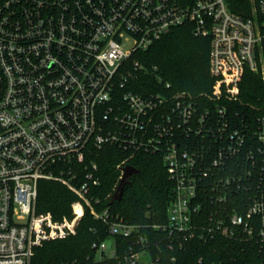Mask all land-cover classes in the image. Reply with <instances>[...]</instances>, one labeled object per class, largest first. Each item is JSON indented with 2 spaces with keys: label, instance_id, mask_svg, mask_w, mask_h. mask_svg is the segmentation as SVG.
<instances>
[{
  "label": "built area",
  "instance_id": "2783aa9c",
  "mask_svg": "<svg viewBox=\"0 0 264 264\" xmlns=\"http://www.w3.org/2000/svg\"><path fill=\"white\" fill-rule=\"evenodd\" d=\"M235 1L0 0V264H32L44 242L77 233L85 207L101 201L91 195L99 165L86 159L106 145L162 155L173 195L167 223L151 228L168 235V251L221 235L254 241L264 255V104L250 116L232 106L247 71L264 82V0H251L249 17ZM187 23L211 36L207 102L170 96L168 84L130 90L126 63ZM42 180L77 196L71 219L37 211ZM95 216L111 237L136 236L122 257L95 243V261H176L151 252L162 239L144 226L107 209Z\"/></svg>",
  "mask_w": 264,
  "mask_h": 264
},
{
  "label": "trees",
  "instance_id": "16d2710c",
  "mask_svg": "<svg viewBox=\"0 0 264 264\" xmlns=\"http://www.w3.org/2000/svg\"><path fill=\"white\" fill-rule=\"evenodd\" d=\"M186 6L194 0H173ZM251 0H237L233 11L245 17L251 16ZM211 36L195 34L193 25L187 23L174 27L160 41L145 52L134 54L126 63L129 89L148 95L167 87L168 94L188 93L207 102V95L215 86L210 71ZM139 61L145 70L136 69ZM209 102V101H208ZM264 104V82L261 77L247 71L240 86L239 99L232 106L240 113L250 116ZM96 161L99 165L100 185L91 195L100 198L98 204L85 207L77 233L65 239L44 242L36 248L32 264H120L119 258L95 261L93 245L112 239L117 255L122 257L136 239L134 237H111L109 226L95 213L109 210L111 218L119 216L131 224L145 228L144 234L152 241L162 243L150 247L153 254L164 250L168 258L176 253L172 264H264V255L254 241L230 239L218 235L207 241L193 240L185 243L183 250H167L168 235L151 228L154 224L167 223L169 203L173 195V182L169 178L162 155L139 152L130 153L115 146L106 145L96 149L86 163ZM126 161V162H124ZM132 165L139 173L131 177L121 200H112L122 177L121 168ZM235 199V196H231ZM77 196L57 181L42 180L39 184L37 211L51 213L56 220L73 217L72 203ZM236 204V203H235ZM203 258L200 261V258ZM166 264H170L167 262Z\"/></svg>",
  "mask_w": 264,
  "mask_h": 264
},
{
  "label": "water",
  "instance_id": "95a60500",
  "mask_svg": "<svg viewBox=\"0 0 264 264\" xmlns=\"http://www.w3.org/2000/svg\"><path fill=\"white\" fill-rule=\"evenodd\" d=\"M122 171H123L122 178H121L119 185L117 186L115 193L113 195V198H112L113 201L114 200L119 201L123 198L126 186L131 184V177L134 174L139 173V170L132 165L125 166L122 169Z\"/></svg>",
  "mask_w": 264,
  "mask_h": 264
},
{
  "label": "rangeland",
  "instance_id": "374dc122",
  "mask_svg": "<svg viewBox=\"0 0 264 264\" xmlns=\"http://www.w3.org/2000/svg\"><path fill=\"white\" fill-rule=\"evenodd\" d=\"M108 252H111L114 248V240L109 239L107 240Z\"/></svg>",
  "mask_w": 264,
  "mask_h": 264
}]
</instances>
